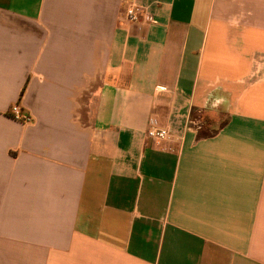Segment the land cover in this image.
<instances>
[{"label":"crops","instance_id":"0c3cea01","mask_svg":"<svg viewBox=\"0 0 264 264\" xmlns=\"http://www.w3.org/2000/svg\"><path fill=\"white\" fill-rule=\"evenodd\" d=\"M0 264H264V0H0Z\"/></svg>","mask_w":264,"mask_h":264},{"label":"built area","instance_id":"2783aa9c","mask_svg":"<svg viewBox=\"0 0 264 264\" xmlns=\"http://www.w3.org/2000/svg\"><path fill=\"white\" fill-rule=\"evenodd\" d=\"M126 16L134 22L155 21L154 14L148 8L137 2H133L127 7ZM12 114L25 123H31L33 121V117L30 114L22 113L19 104L12 106ZM148 135L154 139H168L171 137V132L167 127L160 125L156 118H151Z\"/></svg>","mask_w":264,"mask_h":264},{"label":"trees","instance_id":"16d2710c","mask_svg":"<svg viewBox=\"0 0 264 264\" xmlns=\"http://www.w3.org/2000/svg\"><path fill=\"white\" fill-rule=\"evenodd\" d=\"M192 116L200 120L199 128L197 131V139H202L215 135L224 124L216 120H211L208 117H204L203 113L194 110Z\"/></svg>","mask_w":264,"mask_h":264}]
</instances>
